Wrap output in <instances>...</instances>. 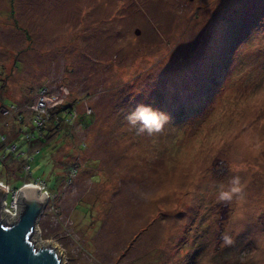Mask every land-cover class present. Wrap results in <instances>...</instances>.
<instances>
[{"label":"rangeland","instance_id":"rangeland-1","mask_svg":"<svg viewBox=\"0 0 264 264\" xmlns=\"http://www.w3.org/2000/svg\"><path fill=\"white\" fill-rule=\"evenodd\" d=\"M41 95L74 113L43 144ZM25 136L4 199L43 181L61 264H264V0H0V138Z\"/></svg>","mask_w":264,"mask_h":264},{"label":"water","instance_id":"water-1","mask_svg":"<svg viewBox=\"0 0 264 264\" xmlns=\"http://www.w3.org/2000/svg\"><path fill=\"white\" fill-rule=\"evenodd\" d=\"M41 187L22 186L17 198L20 212L11 222L2 217L7 189L0 187V264H61L53 247H36L32 240L38 219L48 201Z\"/></svg>","mask_w":264,"mask_h":264},{"label":"trees","instance_id":"trees-1","mask_svg":"<svg viewBox=\"0 0 264 264\" xmlns=\"http://www.w3.org/2000/svg\"><path fill=\"white\" fill-rule=\"evenodd\" d=\"M11 14H15V12L12 11ZM15 23H18L16 20H15ZM18 27H20L18 25ZM27 36H29L27 34ZM45 88L43 87L41 91H43ZM49 98V96H48ZM52 99V98H51ZM51 105L49 106V108L47 109V119L45 120V117L44 116H41V118L44 120V122L48 121L47 124L45 126H43V122H41L42 119H40V122H41V126L39 125V120L38 119H34L33 120V126L35 127H38V132L36 129L33 130V126L30 130L31 134L34 136V139L38 138L37 140L43 144L45 143V141L51 136V134H53L55 131V128L54 126H56L57 128H59L61 126L60 123H63L64 122V119H63V114L64 112L68 113L69 115L73 116L74 113L72 112L71 109H68L69 108V104H63V102H55V103H50ZM7 106V105H6ZM2 108H5L2 107ZM7 109V108H6ZM65 109H68V112L67 110ZM20 119H23V116L20 117ZM54 125V126H52ZM43 126V127H42ZM36 130V131H35ZM20 133V131H19ZM17 137H19V134L17 135ZM3 138H0V151L1 150H5L3 153H4V157H0V162L2 163V167L0 169V179L4 181V179L2 178V175H1V172H3V168L4 167H7V169L10 167L9 164H11V162H16V161H20L23 159V162H24V155H22L23 153H26L27 152V159L28 161H30L32 159L31 155L32 153H29V145L30 143H28V140H27V137L25 136V138L23 139V142L21 143V145H19L18 143H16L15 140H2ZM11 141V142H10ZM15 141V144H16V147L18 148L17 149V153L15 154V149H10L8 150V147H9V144H12V142ZM33 141V140H32ZM31 141V142H32ZM10 142V143H9ZM25 144V149L21 150L20 147L23 146ZM35 144V143H34ZM8 150V152H7ZM29 150V151H28ZM21 152V153H20ZM22 162V161H21ZM24 164H22L21 166V169L19 167V171H26L27 173L30 171L29 169L25 170V166H23ZM29 165V164H28ZM4 166V167H3ZM19 171H17V176H18V173ZM7 177V183L10 184L11 182H9V178L8 176L6 175ZM19 179V176L16 180H14V183H17V180ZM21 184L19 185H16L15 189H18L20 187Z\"/></svg>","mask_w":264,"mask_h":264},{"label":"built area","instance_id":"built-area-1","mask_svg":"<svg viewBox=\"0 0 264 264\" xmlns=\"http://www.w3.org/2000/svg\"><path fill=\"white\" fill-rule=\"evenodd\" d=\"M47 95L45 96V95H41V97H39L38 98V101H37V104H36V107H35V110L36 111H38L39 113H40V111H39V109H42V110H45V112H47V109L49 108V106L51 105L50 104V102H48L49 100L47 99ZM54 98V97H53ZM53 103H55V102H53ZM48 107V108H47ZM36 119H38L39 120V122H40V119H42L41 118V116L40 117H38V118H36ZM42 121H44L43 119L41 120V122ZM41 122L39 123V125H41ZM27 136L28 137H30V135L29 134H27ZM28 167V169H29V165L27 166ZM43 183V181L42 180H36L35 182H33V183H30V184H28V186H35V187H41V190L42 191H44L45 192V194H48L47 193V190L45 189V186H44V184H42ZM0 185L4 188L5 186H6V188H7V194L8 193H10V187L8 186V185H6L5 183H3V181H0ZM5 189V188H4ZM15 191V190H14ZM19 192L20 191H16V192H13L14 193V200L11 202V204L10 205H8V202H7V200L6 199H3V207H2V215H3V213H4V208H6L7 207V205H8V207L6 208V214H9V215H14L13 217L15 218V219H17V217H18V215H19V212H20V208H19V204H18V200H17V198H18V196H19ZM12 193V194H13ZM6 194V195H7ZM49 196V195H48ZM10 206V207H9ZM16 208L17 209H19V210H17V212H16ZM15 211V212H14ZM14 219V220H15Z\"/></svg>","mask_w":264,"mask_h":264},{"label":"clouds","instance_id":"clouds-1","mask_svg":"<svg viewBox=\"0 0 264 264\" xmlns=\"http://www.w3.org/2000/svg\"><path fill=\"white\" fill-rule=\"evenodd\" d=\"M130 119H132L133 123H135L136 120L139 119L148 126L151 125H156L157 127L159 126L157 124V121L159 120V116L148 108L138 109L137 112L134 113L132 117H130ZM232 191H236V189L234 188ZM221 195L222 197H227L229 196V193L224 192Z\"/></svg>","mask_w":264,"mask_h":264},{"label":"bare ground","instance_id":"bare-ground-1","mask_svg":"<svg viewBox=\"0 0 264 264\" xmlns=\"http://www.w3.org/2000/svg\"><path fill=\"white\" fill-rule=\"evenodd\" d=\"M33 186V185H32Z\"/></svg>","mask_w":264,"mask_h":264}]
</instances>
